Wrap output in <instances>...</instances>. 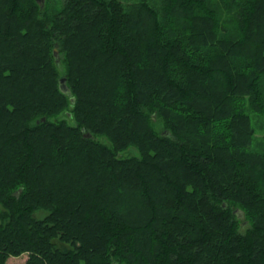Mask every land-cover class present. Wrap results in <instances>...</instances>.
<instances>
[{
    "label": "trees",
    "instance_id": "trees-1",
    "mask_svg": "<svg viewBox=\"0 0 264 264\" xmlns=\"http://www.w3.org/2000/svg\"><path fill=\"white\" fill-rule=\"evenodd\" d=\"M23 255L264 264V0H0V264Z\"/></svg>",
    "mask_w": 264,
    "mask_h": 264
},
{
    "label": "rangeland",
    "instance_id": "rangeland-1",
    "mask_svg": "<svg viewBox=\"0 0 264 264\" xmlns=\"http://www.w3.org/2000/svg\"><path fill=\"white\" fill-rule=\"evenodd\" d=\"M122 1H123L124 3H128V2L139 1V0H122ZM155 6H158V5L155 4ZM133 154L138 155L137 150H135V149H130L129 151L123 153L122 155H123V156H129V155H130V156H133ZM241 217H242V216H241ZM25 256H26V255H23V256H21V257H13V258L9 259L8 264H25V262H24V261H26V260H25ZM20 262H21V263H20Z\"/></svg>",
    "mask_w": 264,
    "mask_h": 264
},
{
    "label": "water",
    "instance_id": "water-1",
    "mask_svg": "<svg viewBox=\"0 0 264 264\" xmlns=\"http://www.w3.org/2000/svg\"><path fill=\"white\" fill-rule=\"evenodd\" d=\"M39 3H40V1L41 0H37ZM54 54H55V56H56V58H57V61H58V63L60 62V60H59V53H58V50L57 49H54ZM61 83H62V89L65 91V92H67L68 91V89H67V87H66V85H65V79H62L61 80ZM43 121H45V118H43Z\"/></svg>",
    "mask_w": 264,
    "mask_h": 264
},
{
    "label": "bare ground",
    "instance_id": "bare-ground-1",
    "mask_svg": "<svg viewBox=\"0 0 264 264\" xmlns=\"http://www.w3.org/2000/svg\"><path fill=\"white\" fill-rule=\"evenodd\" d=\"M61 63H62V62H61ZM59 65H60V64H59ZM157 106H158V105H157ZM161 107H162V106H161ZM157 108H158V107H157ZM157 108H156V109H157ZM163 108H164V107H163ZM154 110H155V109H154ZM159 110H161V108H159ZM166 110H167V109H166ZM152 112H153V111H152ZM150 114H151V113H150ZM157 114H159V113H157ZM64 116H65V115H64ZM158 116H159V115H158ZM58 117H59V116H58ZM46 118H47V117H46ZM60 120H61V119H60ZM45 121H47V120H45ZM45 121H44V122H45ZM65 121H66V119H65ZM70 121H71V120H70ZM72 122H73V121H72ZM73 123H74V122H73ZM41 124H42V123H41ZM153 124H154V123H153ZM34 126H35V127H38V126H36V125H34ZM34 126H33V127H34ZM153 126H154V125H153ZM30 127H31V126H30ZM126 160H127V159H126ZM32 211H33V210H32ZM1 220H2V219H1Z\"/></svg>",
    "mask_w": 264,
    "mask_h": 264
}]
</instances>
